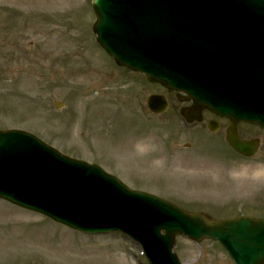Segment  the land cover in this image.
I'll use <instances>...</instances> for the list:
<instances>
[{"label":"rangeland","instance_id":"374dc122","mask_svg":"<svg viewBox=\"0 0 264 264\" xmlns=\"http://www.w3.org/2000/svg\"><path fill=\"white\" fill-rule=\"evenodd\" d=\"M91 1L0 0V130L28 131L214 219L263 216L264 131L253 130L261 143L246 159L225 143L223 129L208 131L206 118L186 122L179 108L187 103L171 96L164 113L148 111V96L166 91L102 50ZM173 251L182 264H234L211 239L178 236ZM0 264L149 263L124 233L75 231L0 199Z\"/></svg>","mask_w":264,"mask_h":264},{"label":"water","instance_id":"95a60500","mask_svg":"<svg viewBox=\"0 0 264 264\" xmlns=\"http://www.w3.org/2000/svg\"><path fill=\"white\" fill-rule=\"evenodd\" d=\"M94 31L119 65L183 91L194 107L229 117V143L252 154L236 125L264 127V0H93ZM163 111L162 96L148 99ZM215 122L209 124L216 129ZM0 197L87 233L121 230L151 264H180L175 237L220 241L236 264H264V218L209 221L154 195L128 188L96 164L73 159L21 130H0ZM162 230L165 231L162 234Z\"/></svg>","mask_w":264,"mask_h":264},{"label":"flooded vegetation","instance_id":"af4514ba","mask_svg":"<svg viewBox=\"0 0 264 264\" xmlns=\"http://www.w3.org/2000/svg\"><path fill=\"white\" fill-rule=\"evenodd\" d=\"M171 96L176 98L177 100H179L176 93H167L166 98L168 100L169 105L171 104L170 103V97ZM187 104H189V103H187ZM187 104H183V105H187ZM182 106H180V108H179V113H180V109ZM203 117H204V119L205 118L207 119V122H209L210 120L216 119L218 121L219 130L223 129L224 131L222 134L224 135V137L226 136V129H227V126L229 124L228 120L217 118L208 111L203 112ZM253 130H256V127L251 126V125H247V124H239L238 125V134L242 139H253V138H255Z\"/></svg>","mask_w":264,"mask_h":264}]
</instances>
